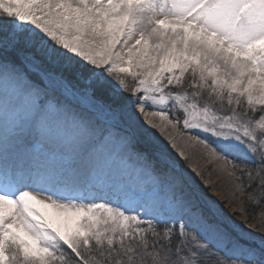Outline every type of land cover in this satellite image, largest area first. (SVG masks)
<instances>
[{
	"label": "snow or ice",
	"instance_id": "snow-or-ice-1",
	"mask_svg": "<svg viewBox=\"0 0 264 264\" xmlns=\"http://www.w3.org/2000/svg\"><path fill=\"white\" fill-rule=\"evenodd\" d=\"M177 124L264 191V0H0V264H264Z\"/></svg>",
	"mask_w": 264,
	"mask_h": 264
},
{
	"label": "rangeland",
	"instance_id": "rangeland-1",
	"mask_svg": "<svg viewBox=\"0 0 264 264\" xmlns=\"http://www.w3.org/2000/svg\"><path fill=\"white\" fill-rule=\"evenodd\" d=\"M149 111H152L153 109H148ZM173 113H170V116ZM176 115H180L179 113H176ZM157 123L159 120L157 119ZM170 130H176L179 134H186L190 137H192V140L194 141L195 145L197 144V148L201 149V154L207 158H209L212 161L213 164V172H216V176L214 180L218 185H214L223 193H225V198L228 199L229 203H231V206H228L226 203V200L222 203V206H226L225 208L232 214L233 219L237 222H241L242 228L245 232L251 233V234H258L259 236L261 234H264V201L261 202L258 206H255L250 202H248L245 193H244V187L242 185V175L238 172V170L233 167L231 158L229 160H224L222 158H219L218 155L211 153V148L205 147L203 143H200L193 137L196 136V132L187 133L183 130V128L177 124L175 128L168 127ZM156 130V129H154ZM148 133L150 136L157 137V135H153L151 131L148 129ZM201 139H203L205 136H207L206 133H201ZM158 138V137H157ZM157 140V139H156ZM189 143L188 145H190ZM165 146V155L175 161L181 171V174L183 176V179L185 181V187L188 190L195 191L197 195L201 198L202 202H209L207 199V196L203 193L202 189L206 184V180L198 178L195 179L192 176V173L189 168L186 166H181L179 161L176 159L175 151H170L167 146ZM201 155V156H202ZM205 178V177H204ZM214 188H210L207 190L208 194L213 193ZM263 194V193H262ZM261 194V195H262ZM262 198L264 196L262 195ZM254 202H260V199L258 197H254ZM218 209V208H217ZM221 218H223L222 213L220 212ZM227 222V220H225ZM234 233L236 235H239L238 231L234 230ZM246 239H248L250 242H252V237H249L247 235ZM255 243H259V240H255ZM214 261L216 258H212Z\"/></svg>",
	"mask_w": 264,
	"mask_h": 264
},
{
	"label": "bare ground",
	"instance_id": "bare-ground-1",
	"mask_svg": "<svg viewBox=\"0 0 264 264\" xmlns=\"http://www.w3.org/2000/svg\"><path fill=\"white\" fill-rule=\"evenodd\" d=\"M148 129L153 135H157V141H159L161 144H165L170 151H175L174 153L176 154L177 161H179L181 166H186L187 168H189L192 176L195 179L201 178L204 179V181H207L202 189L203 193L208 198L207 200L214 203L215 207L220 210L223 218H225L227 222L235 221L236 224L239 225V227L234 228L235 231H238L239 235H245V237H247L246 234L249 233L243 230L241 222H237L236 220H234L232 214L227 210L228 208L225 206L227 208L226 209L224 206H222V203L225 200L228 206H231V203H229L228 199L225 198V193L221 192L219 188L214 186L218 184H216L217 182L214 180L216 172H213L212 161L201 154V149L197 148L198 146L197 144L195 145L192 137L186 134H179L178 132H176V130L172 131L168 128L163 132L159 131L158 129L154 130L151 126H149ZM169 137L171 138V142L175 143L174 149L169 146ZM189 143L191 144L188 145ZM180 152L184 153L183 157L179 156ZM210 152L212 153L211 150ZM131 178L132 177L130 176L129 179ZM210 188H214L212 194H208L207 192V190ZM248 236L256 237V239L259 240L258 234H251Z\"/></svg>",
	"mask_w": 264,
	"mask_h": 264
},
{
	"label": "trees",
	"instance_id": "trees-1",
	"mask_svg": "<svg viewBox=\"0 0 264 264\" xmlns=\"http://www.w3.org/2000/svg\"><path fill=\"white\" fill-rule=\"evenodd\" d=\"M237 169V168H236ZM238 170V169H237ZM238 172L242 175V173L238 170ZM242 179V185L244 187V193L245 196L250 204H254L255 206H258L261 202L264 201V198H262V195L264 196V191H261L259 188H257L255 185H253L251 188L246 186V177L243 175L241 176ZM263 193V194H262ZM262 194V195H261ZM254 197H258L260 199V202H254ZM214 261V260H213Z\"/></svg>",
	"mask_w": 264,
	"mask_h": 264
}]
</instances>
